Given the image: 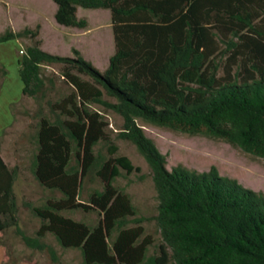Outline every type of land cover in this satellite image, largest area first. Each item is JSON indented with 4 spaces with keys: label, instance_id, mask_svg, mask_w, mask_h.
I'll list each match as a JSON object with an SVG mask.
<instances>
[{
    "label": "trees",
    "instance_id": "obj_1",
    "mask_svg": "<svg viewBox=\"0 0 264 264\" xmlns=\"http://www.w3.org/2000/svg\"><path fill=\"white\" fill-rule=\"evenodd\" d=\"M51 1L55 22L66 28H86L78 9L109 11L114 53L100 73L76 50L75 58L43 51L39 26L0 36V42L31 41L19 60L24 97L45 98L41 68L53 64L62 66L60 76L73 89L49 103L52 121L39 111L34 138L32 174L61 198L25 204L40 220L35 236L25 235L14 191L19 169L0 156V233L14 228L28 248L47 249L56 260L42 241L51 234L61 248L78 249L82 264H264V193L214 167L204 173L182 165L167 170L165 156L137 123L223 141L264 159V0ZM92 105L121 117L118 138L133 144L151 171L161 238L152 255L142 220L112 185L121 171L138 169L125 156L113 157V145L108 158L94 153L109 140ZM92 173L103 189L85 205L78 194ZM79 209L96 210L101 220L90 228L62 214Z\"/></svg>",
    "mask_w": 264,
    "mask_h": 264
},
{
    "label": "rangeland",
    "instance_id": "obj_2",
    "mask_svg": "<svg viewBox=\"0 0 264 264\" xmlns=\"http://www.w3.org/2000/svg\"><path fill=\"white\" fill-rule=\"evenodd\" d=\"M55 10L56 6L51 0H0V32L3 25L8 27L12 24L19 31L26 28L36 30L39 26L37 39L41 41L40 47L43 51L75 58L73 51L76 50L85 61L102 73L114 53L109 13L100 9H80L77 11V17L84 19L87 26L85 29H77L58 25L54 20ZM30 44L29 38H23L21 42L17 39L0 42V66L5 69V75L0 79V88H3L0 94L1 117L6 102L21 98L19 60L22 46L25 49ZM61 67L60 64H53L41 68L46 84L45 98L36 101L24 97L14 109V123L0 136L1 158L8 167L17 166L19 169L18 181L14 186L18 205L17 217L20 230L30 237L35 236L40 220L25 204L40 206L47 199L61 198L59 193L42 188L31 171L37 152L34 138L40 117L39 111L41 116L52 121L54 117L50 112L49 103L59 102L73 92L72 87L60 76ZM81 78L88 80L87 77L81 76ZM103 99L113 101L106 95ZM90 109L98 111L101 115L106 124L104 133L109 140L108 144H98L93 150L94 153H102L108 158L109 146L113 145L117 148L113 157L125 156L138 169L129 175L121 171L112 185L118 192L128 196L136 211L134 218L142 220L139 224L144 229V236L151 238L152 244L148 255H152L157 252L161 238L155 221L158 201L151 171L136 147L118 138V132L123 124L121 117L100 105H92ZM1 117L0 121L4 122V117ZM137 123L144 135L152 140L157 150L165 156L167 170L182 165L197 173H204L214 167L220 176L236 180L246 189L264 193V159L246 154L223 141L203 136H190L139 120ZM2 127L0 125V130ZM102 189L103 185L92 173L83 179L78 201L87 205L90 195ZM62 214L90 228L95 227L101 220L99 212L93 209L87 211L79 209ZM129 226L136 227V223H131ZM42 241L54 250L56 260L47 249L36 251L28 248L14 228L3 231L0 233V264H82L78 249L61 248L51 234H46Z\"/></svg>",
    "mask_w": 264,
    "mask_h": 264
},
{
    "label": "crops",
    "instance_id": "obj_3",
    "mask_svg": "<svg viewBox=\"0 0 264 264\" xmlns=\"http://www.w3.org/2000/svg\"><path fill=\"white\" fill-rule=\"evenodd\" d=\"M78 10H80V9H78ZM107 12L109 13V11H107ZM108 16L110 18V13L108 14ZM27 27H28V25H27ZM6 31H11L12 33L20 32L19 29H17L16 27H14L12 24H10L8 27H7V25H5V26L3 25L2 26V30L0 32V36L3 35ZM111 33H112V30H111ZM22 39L23 38H18L17 40H19L21 42ZM112 39H113V35H112ZM113 44H114V42H113ZM22 50H23V46H22L21 51ZM4 75H5V69L1 65L0 66V79L3 78ZM2 90H3V88L1 87L0 88V94H1ZM23 99H24V96L22 95V91H21V98H19L18 100H10V101H8V102L5 103V107H4V110H3V113H2V115L4 117V119H3L4 122H1L0 121V125H2L4 128L2 127V130H0V136L6 131V129H8L14 123V119H15L14 109L16 108V106H18L23 101ZM3 117H1V118H3ZM6 120L7 121L10 120V122H7Z\"/></svg>",
    "mask_w": 264,
    "mask_h": 264
},
{
    "label": "built area",
    "instance_id": "obj_4",
    "mask_svg": "<svg viewBox=\"0 0 264 264\" xmlns=\"http://www.w3.org/2000/svg\"><path fill=\"white\" fill-rule=\"evenodd\" d=\"M21 54H22V51H21Z\"/></svg>",
    "mask_w": 264,
    "mask_h": 264
}]
</instances>
